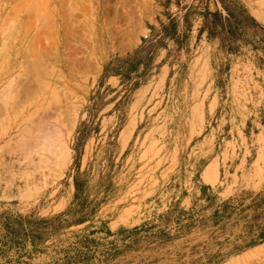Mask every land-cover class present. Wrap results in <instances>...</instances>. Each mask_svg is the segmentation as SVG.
Wrapping results in <instances>:
<instances>
[{
    "label": "rangeland",
    "instance_id": "obj_1",
    "mask_svg": "<svg viewBox=\"0 0 264 264\" xmlns=\"http://www.w3.org/2000/svg\"><path fill=\"white\" fill-rule=\"evenodd\" d=\"M218 1L233 39L204 0H0V67L62 56L75 112L59 179L1 148L0 264H264V0Z\"/></svg>",
    "mask_w": 264,
    "mask_h": 264
},
{
    "label": "bare ground",
    "instance_id": "obj_2",
    "mask_svg": "<svg viewBox=\"0 0 264 264\" xmlns=\"http://www.w3.org/2000/svg\"><path fill=\"white\" fill-rule=\"evenodd\" d=\"M102 1H108V0H102ZM99 3H101V2L99 1ZM103 3H101V4H103ZM124 3L125 2H123V4ZM125 7H127V6H125ZM120 8H122V7H120ZM116 10H114V13L118 11V10L117 11ZM106 12H108V10ZM103 13L105 14V12H103ZM120 13H121V10L119 12V15H117V16H120ZM104 14L101 17L103 18V21L104 20L107 21L106 18L109 16L108 15L109 12L106 13V17ZM116 14H118V13H115V15ZM112 16H113V13H112ZM101 17H100V19H101ZM104 17H105V19H104ZM121 17L114 19V16H113L111 18L113 20L117 21L118 23H120L118 21V19L122 20V18H123V20L121 22V24L123 26L121 24H119L123 27V29L122 28L121 29L119 28V29H120V31L123 30V32L125 34H127V29L130 26L135 24V20L131 17H128L127 13H125L122 18ZM107 19L110 20L109 17ZM260 19H261V17H260ZM9 22H11V21H9ZM15 22H17L16 19H15ZM1 23H2V21H1ZM1 23H0V31H1V33H0V45L2 42L1 46L4 45V47H5V42L7 41L6 39L9 38L8 36H6V33H7V31L9 32L11 29H14V31H15V28L14 27L12 28L10 26V25H14L15 23H14V21H13V23H10V24H1ZM28 25H31V24H28ZM34 25L38 26V24H34ZM97 25H99V23H97ZM135 25H137V24H135ZM15 27H18V24ZM113 27H114V31H115V26L113 25ZM113 27L111 25V28H112L110 30L111 32L113 30ZM25 28H26V26H25ZM61 28L62 27H60V29ZM30 29L31 28H29V30ZM34 29H35V27H34ZM58 29L56 28L57 31H58ZM99 29H100V26H99ZM26 30H28V29H26ZM26 30H25V32H26ZM33 31H35V30H33ZM64 31H66V30H64ZM118 31L119 30H117L116 32H118ZM109 34L107 32L106 36H108ZM114 34L111 36H114V37L119 36V35L116 36ZM119 34H120V32H119ZM60 36H62V35H60ZM101 36H100V38L99 37L98 38L101 39ZM58 39H60V38H58ZM107 39H108V37H107ZM31 40H32V38L30 39V41ZM101 41L103 42L104 40L102 39ZM39 42L41 43L40 40H39ZM57 43H58V41H57ZM67 43H68V41H67ZM41 44H43V43H41ZM20 45H21V43H20ZM20 45H18V46H20ZM64 46L65 45L63 42V47ZM103 46H105V45H103ZM7 47H9V46H6V48ZM46 47L47 46H44V48H46ZM58 47H60V46H58ZM0 49H1V51H2V49H3V51H5V49L3 47H1ZM15 49H16V47H15ZM34 49H35V47H34ZM41 49L43 51L47 50V49L45 50L43 48H41ZM29 50L27 52H32L31 50L30 51ZM61 50L62 49H60V52H61ZM66 50L67 49H65V51ZM36 51H39V50H36ZM24 52H26V49L24 50ZM32 53H31V55L30 54L20 55L19 52L16 54H12L11 50H10V53H8L9 57H8V60L6 61L4 69H3V67L2 68L0 67L1 68L0 69V71H1V73H0V101L2 102V104L0 105V121L1 122H2V120L5 121V123L8 126V132H9L8 133L9 136L6 137L7 138L6 141L3 139V141H2L3 144H0V149L3 148V146H4L5 147L4 148V150H5L4 155L9 156V159H12L13 161L16 160L17 163L23 167H30L29 168L30 173H28V170H27L28 168H27L26 169L27 173H24V175L25 174L26 175L23 176L24 178L29 180V178H31V177L33 178V177H35V175H38L42 179H47L50 177H56L57 179H59L63 166L65 164H68L67 160L69 158V154H68L69 145H70L69 142L71 141L70 138L72 137V130H73L74 124H75V115H74L75 112L71 108L68 109L67 104H64L63 100H62V97L64 95V94H62V92L64 93V91H66V90L61 91V88L66 89L65 86H63L64 84L62 83V81H63L62 77L65 76L64 75L65 74L64 73L65 72V65L63 64L64 58L61 56V58H63V59H61L59 57L60 56L59 55L57 58V61H56V66H52V62H55V59L52 58L54 61L52 60V62H51V60H50L51 57H49V56H51V54L45 55L46 54V52H45V53H42L41 55L39 54V56H37V54H35L36 56L34 57V54H32ZM36 53H38V52H36ZM72 56H74V55H72ZM72 60L75 61L72 58L71 62H72ZM66 62L67 61H65V64H66ZM31 63H32V65H31ZM77 64H79V63L77 62ZM77 64H75V65H77ZM0 65H1V63H0ZM68 65H70L71 67L75 66V65H72L71 63H69ZM71 67H69L67 70L72 71ZM68 91H69V89H68ZM65 101H67V99ZM71 107H72V105H71ZM1 122H0V124H1ZM0 151H1V155H2V153H3L2 149ZM1 158H0V162H2ZM3 159L4 158H2V160ZM38 176H37V179L39 178Z\"/></svg>",
    "mask_w": 264,
    "mask_h": 264
},
{
    "label": "crops",
    "instance_id": "obj_3",
    "mask_svg": "<svg viewBox=\"0 0 264 264\" xmlns=\"http://www.w3.org/2000/svg\"><path fill=\"white\" fill-rule=\"evenodd\" d=\"M179 1V0H178ZM174 3V0H170V3ZM205 7L207 11L212 12L214 17H217L220 19V27L224 31L226 35H228L229 39H233V28L239 27V21H236L233 16L231 15V12L229 11L228 7L225 6V4L220 3L218 0H204ZM239 7V6H237ZM244 9V8H243ZM242 8L239 9V12L241 15H247L251 21H255L254 23H258L257 20H255L250 14H247L248 12L244 11ZM215 26V24H211ZM256 25V24H255ZM209 29L202 33L205 36L203 37L204 41L206 42L208 39L206 38L207 32ZM201 35V36H202Z\"/></svg>",
    "mask_w": 264,
    "mask_h": 264
}]
</instances>
